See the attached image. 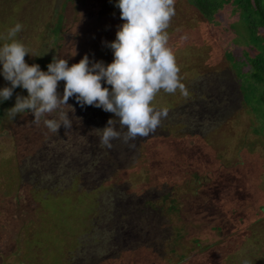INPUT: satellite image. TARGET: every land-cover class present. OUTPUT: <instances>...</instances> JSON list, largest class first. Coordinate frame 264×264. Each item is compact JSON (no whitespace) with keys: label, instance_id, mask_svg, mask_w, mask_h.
Listing matches in <instances>:
<instances>
[{"label":"rangeland","instance_id":"374dc122","mask_svg":"<svg viewBox=\"0 0 264 264\" xmlns=\"http://www.w3.org/2000/svg\"><path fill=\"white\" fill-rule=\"evenodd\" d=\"M67 1L0 0V47L20 23L29 65L111 63L116 0ZM215 22L175 0L166 31L188 95L157 93L152 106L168 116L148 137L101 146L96 129L114 114L74 97L70 130L31 113L11 120L16 94L28 95L14 90L0 116V264H264V130L239 77L252 43L240 10Z\"/></svg>","mask_w":264,"mask_h":264},{"label":"clouds","instance_id":"9594fccd","mask_svg":"<svg viewBox=\"0 0 264 264\" xmlns=\"http://www.w3.org/2000/svg\"><path fill=\"white\" fill-rule=\"evenodd\" d=\"M115 6L124 23L118 25L115 40L105 42L113 53L108 64L90 61L85 54L69 66L67 59L53 55L44 71L39 64L25 61L29 50L16 38L22 25L17 23L8 30L4 38L11 42L0 47V75L8 86L0 88V102L11 99L18 87L28 93L16 94L14 106L6 110L9 119L31 113L33 124L42 122L52 133L58 134L61 126L70 130L73 123L68 114L75 109L68 101L74 97L81 107L93 106L114 114L115 119L96 129L103 147L111 149L113 140L128 143L155 132L168 116L167 108L152 106L157 93L175 94L179 90L188 95L166 31L175 16V0H116ZM60 81L65 82L62 95L58 92ZM54 113L56 116L48 118ZM117 120L126 131L117 130Z\"/></svg>","mask_w":264,"mask_h":264},{"label":"trees","instance_id":"16d2710c","mask_svg":"<svg viewBox=\"0 0 264 264\" xmlns=\"http://www.w3.org/2000/svg\"><path fill=\"white\" fill-rule=\"evenodd\" d=\"M68 1L66 0V3ZM199 12L214 24L216 15L223 8H233L240 10L247 24L249 42L252 47H248L244 51V60L239 64L241 66L247 63L250 67L239 72L241 80V90L244 102L251 108L257 116L259 127L255 131L264 130V0H190ZM63 17L59 14L58 21L55 23L53 32L57 33L62 29ZM218 26V25H217ZM223 30L224 25H221ZM234 59L232 56H228ZM240 61V60H239ZM51 62V58L47 59L44 71H47V65ZM7 101L0 102V116L2 114L3 105ZM1 121V118H0ZM264 137V136H263ZM185 261V260H184Z\"/></svg>","mask_w":264,"mask_h":264}]
</instances>
